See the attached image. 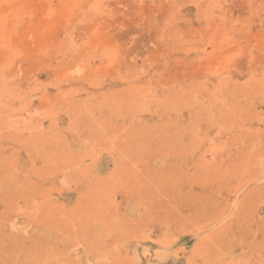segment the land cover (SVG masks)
I'll return each mask as SVG.
<instances>
[{"label": "rangeland", "instance_id": "374dc122", "mask_svg": "<svg viewBox=\"0 0 264 264\" xmlns=\"http://www.w3.org/2000/svg\"><path fill=\"white\" fill-rule=\"evenodd\" d=\"M0 264H264V0H0Z\"/></svg>", "mask_w": 264, "mask_h": 264}]
</instances>
